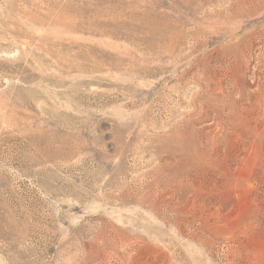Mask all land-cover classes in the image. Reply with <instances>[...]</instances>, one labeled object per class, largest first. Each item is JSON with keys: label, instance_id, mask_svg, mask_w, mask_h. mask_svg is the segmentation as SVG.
Segmentation results:
<instances>
[{"label": "rangeland", "instance_id": "374dc122", "mask_svg": "<svg viewBox=\"0 0 264 264\" xmlns=\"http://www.w3.org/2000/svg\"><path fill=\"white\" fill-rule=\"evenodd\" d=\"M0 264H264V0H0Z\"/></svg>", "mask_w": 264, "mask_h": 264}]
</instances>
